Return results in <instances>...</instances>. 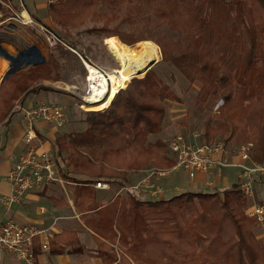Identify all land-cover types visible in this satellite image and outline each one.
I'll return each mask as SVG.
<instances>
[{
	"label": "trees",
	"instance_id": "16d2710c",
	"mask_svg": "<svg viewBox=\"0 0 264 264\" xmlns=\"http://www.w3.org/2000/svg\"><path fill=\"white\" fill-rule=\"evenodd\" d=\"M46 11L61 26L99 22L95 32L117 36L123 45L155 41L164 62L190 83H201L198 104L222 98L218 121L206 124L205 137L231 138L246 121L257 144L254 160L264 165V0H59ZM151 22L157 30L162 22L169 29L181 24V30L176 37L139 30ZM54 49L62 57L71 54L60 44ZM58 59L49 53L45 63L0 85V124L34 85L60 80ZM168 99L175 100L170 87L150 69L142 78L132 77L105 110L84 113L86 127L62 133L52 143L59 175L73 185L75 205L96 234L95 256L106 264H264V243L253 231L258 224L247 216L240 188L186 191L158 200L127 189L104 206L95 201L97 181L117 184L118 190L128 187L129 173L173 165L162 154L163 142L146 145L148 135L161 131ZM63 152L71 170L62 168ZM67 247L71 253L82 250L74 231L49 239L50 254ZM34 252H41L37 242Z\"/></svg>",
	"mask_w": 264,
	"mask_h": 264
},
{
	"label": "crops",
	"instance_id": "0c3cea01",
	"mask_svg": "<svg viewBox=\"0 0 264 264\" xmlns=\"http://www.w3.org/2000/svg\"><path fill=\"white\" fill-rule=\"evenodd\" d=\"M46 9L47 5L44 0H0V33H6L4 29L6 26H10V20L18 17L28 19V14L34 19L46 20L44 16ZM22 22L24 23L25 21ZM3 82L0 80V85ZM69 97L74 99L73 96L68 95L66 92L53 88H32L16 102L7 118L0 124V194L8 192L9 185L5 176L27 148L24 142L26 124L23 117V110L40 102L52 103L65 108L70 103ZM64 111L65 123L63 125H69L66 122L68 110ZM17 114L20 117L16 116ZM165 121L168 124V113L166 114ZM63 125L57 126L54 123L34 121L33 128L36 134L35 144L41 149L52 152V143L62 133L71 131L72 126L70 125L69 130L61 131ZM2 129H5L4 132ZM161 133L157 135L160 138L167 134L166 125ZM232 158L234 161L237 160L235 159L236 157ZM66 169L71 170V167L68 166ZM172 173L173 171L163 177H152L146 184H141L142 191L139 192L140 197L141 195L152 197L156 194L169 193L173 190L182 191L184 187H187L189 192H205L201 191L203 188L213 190L212 187L208 186V181L214 182L215 187L219 190L239 188L240 184L236 168H225L219 172L213 170L209 174L198 173L194 179H189L184 173L183 177L173 176ZM144 176L145 174L142 171L129 173L126 185H135ZM253 182V197L249 199V203L263 202L264 199L261 198L264 196V175L257 177ZM118 187L117 184H112V189L110 188L109 190L94 189V194L96 195L95 201L97 200L99 206H104L113 198ZM157 188L160 189L158 193L151 192ZM0 219H10L21 224L35 223L44 228L50 227L52 235L61 233L62 231H74L76 233L82 245L80 252L71 253L68 247L64 253L56 255L50 254L49 251H41L37 255L35 264H106L101 258L95 256L97 249L96 234L86 226L81 217L80 209L75 205L73 185L71 183L62 180V182L52 183L42 190L28 193L20 201L13 203L9 210H6L0 203ZM256 227L259 229V233H256L257 237H264V227L260 225ZM0 264L26 263L17 260L13 254L6 253L0 260Z\"/></svg>",
	"mask_w": 264,
	"mask_h": 264
},
{
	"label": "rangeland",
	"instance_id": "374dc122",
	"mask_svg": "<svg viewBox=\"0 0 264 264\" xmlns=\"http://www.w3.org/2000/svg\"><path fill=\"white\" fill-rule=\"evenodd\" d=\"M61 1L62 0H60V2ZM46 5L48 4L46 3ZM28 16L29 19H26L25 17H23V19L18 17L15 18L14 20L9 21L10 26H6V28L4 29L6 32L5 34L12 36L15 40V44L9 43V41L5 37H3L4 39L1 42V44L3 48H5L11 54H15L17 49L24 48L26 45L35 44L39 47L42 54L46 58L48 57L49 53H54V55L58 56L59 58L58 60L60 64V69H59L60 80L58 81L47 80L34 86L45 89L53 88L58 91L66 92L70 96H73L74 99L72 97H69L70 103L66 105L67 107L63 108L64 110H68L66 122L67 124L72 126L71 131L82 130V128L86 127V124L83 120V118L85 117L84 113L91 111V110L82 109L78 106L81 103L82 97L85 96L87 71L83 65V62L89 63L88 61H90L94 64V66H97L98 68L103 69L106 72H110L118 68L117 62L115 61L113 56L109 53L106 45L104 44V39L106 38L104 37V32L98 34L97 32L94 31V29L100 28L101 25L99 22L95 23L92 20H87L84 23L77 26L57 25L48 16L47 11L44 12V16L46 17V20L44 21L34 19L29 14ZM22 21L25 22L23 23ZM112 25L113 24H111L110 26ZM180 25H178L176 29H169L166 22H162L158 26V30H157L156 28H154L157 27V25L154 22H151L149 25H147L146 27H141L139 30L141 31L157 30L161 34L163 32L169 31L168 34L169 36L176 37V35L178 34V30L179 32L181 30ZM47 30L55 34L58 38H60L63 44L61 42H57L53 46L49 45L46 40V37L48 36ZM153 35L156 37L159 34H153ZM112 37H115L117 40L119 39L117 36H112ZM145 41H150L153 44H155L156 47L158 48V52L160 55L158 61H156L150 69L153 70V72L160 78V80L164 84L170 87V91L175 98V100L168 99L164 101L163 105H164L165 114H164V119L162 121L161 131L157 134L148 135L146 139V145L153 144L158 140L163 142L164 149L162 150V154L165 157L167 158L170 157L173 160L167 145L169 141L177 134L182 135L183 137H185L186 139L190 140L192 143L195 144H200L203 142L216 143L218 141H224L228 143L229 149L231 148L235 149V147L239 146L240 144L251 142L254 144L251 163L259 166L261 165L264 166L263 164H260L254 160L257 144L251 131L246 125V121L239 124V131L241 130L240 133L243 132L246 138L238 139V135L240 133L234 135L231 138L221 135H216L212 138L205 137L204 130L206 131V124L212 126L216 124L218 121L217 116L219 114L220 107L223 105L222 98L221 97H217L216 99L210 98V101H208L207 103L198 104L196 102V97L202 87L201 83L199 81H194L193 83H190L172 65L164 62L162 60L160 47L155 41L150 39H142L133 44H127V43L124 44L135 47L138 44V42L140 43ZM57 44L62 45L71 54H67V56L65 55V57L59 56L54 49V46H56ZM67 46H69L70 48H68ZM133 47H128V48H133ZM0 63L5 64L7 63V61H3L0 59ZM21 71L22 72L27 71V68H23L22 70H20V72ZM145 73L141 77L136 76V78H142L145 75ZM40 103H44V102H40ZM167 113L169 117L168 124L165 121V117ZM16 116L20 117L19 114H17ZM69 125H63L61 131L69 130ZM165 125L167 127V134H165L164 136H162V138H160L157 135H160ZM4 130L5 129H2L3 132ZM206 136H210V135H206ZM52 152H53V148H52ZM67 154H68L67 152L62 153L61 157L63 158L62 160H60L62 168H65L68 165L65 159ZM235 159L239 160L237 157ZM57 167H59V165ZM151 168L154 167L152 165H147L146 167L141 169V171L149 170ZM172 174L173 176L177 175V177L179 176L183 177L184 175L181 170H175L173 171ZM146 182H142V184L143 183L146 184ZM253 184L254 182H252V188L254 189ZM215 186L216 185H214V187ZM182 189H183L182 191L173 190L170 191L169 193L156 194L152 197L148 195L147 196L141 195V197L145 200H158L161 198H169L173 195L180 194L181 192L189 191L187 187H184ZM210 190H211L210 188H203L201 191H210ZM246 197H247L248 206L250 207L251 205H253L249 203L250 201L249 199L251 198H249L248 196ZM95 199H96V195H95ZM261 199H264V196ZM253 231L255 234L259 233V229L256 226L253 228ZM258 239L260 240V242L264 243V237ZM117 249L119 248L117 247Z\"/></svg>",
	"mask_w": 264,
	"mask_h": 264
},
{
	"label": "built area",
	"instance_id": "2783aa9c",
	"mask_svg": "<svg viewBox=\"0 0 264 264\" xmlns=\"http://www.w3.org/2000/svg\"><path fill=\"white\" fill-rule=\"evenodd\" d=\"M47 4L56 3L59 0H44ZM48 31V30H47ZM46 40L53 46L61 42L55 34L48 31ZM63 44V43H62ZM65 45V44H64ZM67 45V44H66ZM70 48L69 46H67ZM75 52V51H74ZM89 65L95 67L102 73L105 70L94 66L88 61ZM87 71L85 96L82 97L78 105L89 104L85 100L87 96L100 93L104 96L107 92L106 87H102L95 80L89 79L87 63L83 62ZM94 92V90H96ZM24 121L26 132L24 142L27 146L26 151L13 164L6 174L8 182V192L0 194V203L6 210H9L13 203L28 193L39 191L55 182H62L58 172L54 154L50 150L41 149L35 144L36 134L33 128L34 121L54 123L61 126L65 123V111L62 107L50 103H38L35 106L24 109ZM168 150L173 158V165L167 170L149 169L145 170L146 175L135 185L120 187L114 195L120 194L127 189L134 192H141L142 182H148L151 177H163L174 170H181L189 179H194L198 173L209 174L211 171H220L225 168H236L239 188L249 198L253 197L252 182L259 176L264 175V166L251 163L254 144L246 142L239 146L229 149L228 143L218 141L216 143L195 144L180 134L175 135L168 143ZM232 157L239 160L234 161ZM214 182L208 181V186L214 188ZM95 189L109 190L111 185L107 182L97 181ZM159 188L151 191L158 193ZM247 216L254 218L258 225L264 227V201L254 203L247 209ZM52 236L51 228H44L35 223H17L10 219H0V260L6 253L26 264H35L37 255L34 252V245L38 244L42 252L49 251V239Z\"/></svg>",
	"mask_w": 264,
	"mask_h": 264
},
{
	"label": "bare ground",
	"instance_id": "6f19581e",
	"mask_svg": "<svg viewBox=\"0 0 264 264\" xmlns=\"http://www.w3.org/2000/svg\"><path fill=\"white\" fill-rule=\"evenodd\" d=\"M104 44L117 62L118 68L110 72L105 71L106 74H104L87 63L89 79L106 87L107 92L104 96H100V93H97L98 96L96 94L87 96L85 100L89 104L83 105L85 110L101 111L108 107L118 91L124 89L132 77H141L145 70L160 57L158 48L150 41L140 42L135 47L128 48L115 37H107L104 39ZM7 67L8 63H0V80ZM96 91L97 89L94 90Z\"/></svg>",
	"mask_w": 264,
	"mask_h": 264
},
{
	"label": "water",
	"instance_id": "95a60500",
	"mask_svg": "<svg viewBox=\"0 0 264 264\" xmlns=\"http://www.w3.org/2000/svg\"><path fill=\"white\" fill-rule=\"evenodd\" d=\"M3 37H5L9 43L15 44V40L12 36L0 33V57L4 58L8 63L7 70L5 71L1 82L5 81L11 75L20 72L23 68L46 62V57L35 44L26 45L24 48L17 49L15 54L9 53L1 44L4 39ZM154 63H152L145 72L148 71Z\"/></svg>",
	"mask_w": 264,
	"mask_h": 264
}]
</instances>
